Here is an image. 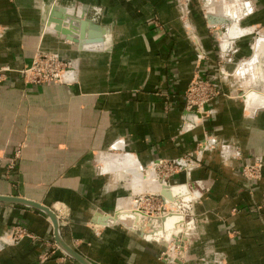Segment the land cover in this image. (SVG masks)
I'll list each match as a JSON object with an SVG mask.
<instances>
[{
	"label": "crops",
	"instance_id": "0c3cea01",
	"mask_svg": "<svg viewBox=\"0 0 264 264\" xmlns=\"http://www.w3.org/2000/svg\"><path fill=\"white\" fill-rule=\"evenodd\" d=\"M183 1L0 0V196L65 214L61 239L91 264H173L161 226L107 219L144 187L142 167L186 155L199 164L151 184L183 213L175 264H264V168L258 180L242 174L264 158V90L244 94L264 86V42L250 46V30L264 31V0H188L190 29ZM38 50L68 63L64 83L24 81ZM195 78L222 91L203 121L185 108ZM122 155L139 167H119ZM19 227L29 236L8 238ZM0 264L79 263L49 216L0 203Z\"/></svg>",
	"mask_w": 264,
	"mask_h": 264
},
{
	"label": "built area",
	"instance_id": "2783aa9c",
	"mask_svg": "<svg viewBox=\"0 0 264 264\" xmlns=\"http://www.w3.org/2000/svg\"><path fill=\"white\" fill-rule=\"evenodd\" d=\"M68 67L69 66L61 60L59 55L55 53H45L42 50H38L32 63L22 70L21 74L26 83H31L34 85L62 83V77L65 73H67ZM5 72L6 71H4V69H0V77L3 78ZM221 94L222 91L216 84L208 80L195 78L190 83L186 91V111L196 112L203 121L210 115L208 105ZM207 147L208 141H204L200 145L199 149L201 152H203ZM199 162L200 160L194 159L193 155H186L179 161L158 160L153 164V168L158 182L161 184H169V181L176 174L183 170H188L195 167L197 164H199ZM151 168L145 169L142 167V174H147ZM263 168L264 158L259 157L256 159V161H254V163L243 167L242 173L243 176L249 181L258 180L262 177ZM159 197H161V200L158 201ZM130 203L133 205V207L130 209V211L128 210V212H132L134 214L139 213L143 216L144 222H147L148 218L160 219L170 213L178 211L177 207V210L173 211L174 207H169L166 201L162 200V194L159 192L152 193L142 190L136 193V196L133 195L131 197ZM57 216L61 219L65 218V214L63 213H58ZM21 231L17 230V233L19 234ZM14 241H18V239H15Z\"/></svg>",
	"mask_w": 264,
	"mask_h": 264
},
{
	"label": "rangeland",
	"instance_id": "374dc122",
	"mask_svg": "<svg viewBox=\"0 0 264 264\" xmlns=\"http://www.w3.org/2000/svg\"><path fill=\"white\" fill-rule=\"evenodd\" d=\"M238 3L240 2V0H236ZM245 1V3L246 2H250V1H254V0H244ZM199 2H200V5H201V7H202V5L203 4H205V2H206V0H199ZM182 4H183V12H182V14H181V16H180V19H181V21L184 23V25H185V27L186 28H189L190 29V22H188V20H189V14L191 13V7H190V3H188V0H184L183 2H182ZM205 12V11H204ZM250 32H252V39L250 40V46H252V47H257L256 48V50H258V46L260 45V43H263L264 42V31L262 30V29H258V30H256V29H253V30H250ZM219 41H221L220 39H218ZM45 53H46V51H44ZM47 53H55V54H57V55H59L60 56V58H61V60L64 62V63H66L67 65H68V63L66 62V61H64L63 60V58L61 57V55L59 54V53H57V52H47ZM36 54V53H35ZM35 56V55H34ZM33 59H34V57H33ZM260 62L263 64V67H262V72L264 73V49H263V56H262V58L260 59ZM2 76H3V74H2ZM0 78H2V77H0ZM262 86V85H261ZM263 88V89H262ZM263 90H264V86H262V87H258V89H252V88H247V90L245 91V93L244 94H246L248 91H251L252 93H254V92H256V93H254L255 94V96H256V98L258 97V93L260 94L261 92H263ZM254 91V92H253ZM261 94H263L264 95V93H261ZM263 102H261V104H262ZM264 104V103H263ZM149 168H151V167H149ZM147 171V170H146ZM151 171V170H150ZM149 171V172H150ZM157 172H159V171H157ZM243 174V173H242ZM143 185V184H142ZM140 191H142V190H146L147 192L149 191V192H152V193H157L155 190H152V187H151V185H150V183H148V184H146V185H144V187H141L140 189H139ZM139 190H136L135 192H133V194L131 193V196L129 197V200H130V202H131V197L133 196V195H135L136 196V193H138V192H140ZM159 200H161V197H159L158 198V201ZM157 205V204H156ZM133 206H132V204L130 203L129 204V206L128 207H126V209H120L119 210V213H117L116 215H119L120 213L121 214H126V215H134V213L132 214V212L131 213H129L128 212V210L130 211V209L132 208ZM169 207H171V206H169ZM130 208V209H129ZM157 208V207H156ZM177 210V208L174 206V209H173V211H176ZM128 213V214H127ZM116 215H114V216H116ZM153 220L155 223L156 222H160V220H161V218L159 219V218H150L149 220ZM186 220H187V222H191V219L189 218H186ZM134 220L132 219V217H130V218H126V219H124V220H121V222L120 223H125V225H127V226H131V223L133 222ZM143 224L144 225H148V221L147 222H143ZM155 229H156V227H154ZM20 229V230H19ZM148 228H146V230H147ZM159 229V231L158 232H160L161 233V240H162V242H166V244H167V248H166V250H165V255H163L162 257L164 258V259H166V260H168L169 262H171V263H173V264H175L176 262H178V260H182L181 259V255H182V249H181V244H179V245H176L175 244V240L174 239H172V240H170V237H169V232L171 231L170 229L171 228H168V229H164V230H161L160 228H158ZM17 230L18 231H21L19 234L17 233ZM164 232V233H163ZM27 236H29V233L25 230V229H23V228H13L12 229V231H11V233L9 234V236H8V238H10L11 240H12V238L15 240V239H18V241H20L21 239H23V238H25V237H27ZM173 237H174V235H173ZM172 237V238H173ZM9 239V240H10ZM170 240V241H169ZM167 241H169V242H167ZM180 248V249H179ZM50 255H52L53 254V252L51 251V253H49ZM50 255H45V257H41V263H44L45 261H47L48 259H50ZM47 256V257H46Z\"/></svg>",
	"mask_w": 264,
	"mask_h": 264
},
{
	"label": "bare ground",
	"instance_id": "6f19581e",
	"mask_svg": "<svg viewBox=\"0 0 264 264\" xmlns=\"http://www.w3.org/2000/svg\"><path fill=\"white\" fill-rule=\"evenodd\" d=\"M226 0H223V2H225ZM229 1H231V0H228V2ZM233 1H235V0H232L231 1V3L233 2ZM240 1H244V0H240ZM235 4V3H234ZM235 6V5H234ZM68 33V36L69 37H71V36H74V35H72L71 34V32H67ZM65 75H66V73L63 75V77H62V83H64V78H65ZM246 96H247V99L249 98L250 100L249 101H251V99H256V96H255V94L254 93H252L251 91H248L247 93H246ZM201 119V118H200ZM119 160H121V162L119 161ZM119 160L118 159H116V164L119 166V167H123V165L121 164V163H123L124 164V166L127 168V167H135L136 166V168H138L139 167V163L138 162H136V159L134 160V158L133 157H130V156H128V155H122V156H120L119 157ZM152 168H151V171L149 172H147V174H142L144 177H145V179H144V183H143V185H145V184H148V183H150V185L152 184V183H157L158 182V180H157V178H156V174H155V172H154V166L152 165L151 166ZM137 172V171H136ZM138 177L137 176H135V179H134V182H135V184H136V187H137V183H140V182H142L143 181V179H141V181L140 180H138L137 179ZM155 178H156V181H155ZM160 185H162V186H167V185H165V184H161L160 182H158ZM167 184V183H166ZM161 189L162 188H160V191H161ZM156 191V190H155ZM157 192V191H156ZM160 193V192H159ZM172 204L176 207L177 206V203H176V201H172ZM133 206V205H132ZM170 206V205H169ZM171 207H173V206H171ZM130 209V208H129ZM128 214V213H127ZM133 214V213H132ZM58 217V216H57ZM106 217V216H105ZM127 217H132L135 221H137V222H139L141 219H143V216L142 215H140L139 213H135L134 214V216L133 215H126L125 213L124 214H119V215H116L115 217H110V218H108L107 219V223H110V224H112V223H116V222H120L121 220H124V219H126ZM148 221H149V223H151V224H153V226L154 227H160L161 229H166V228H171V227H174V226H176V224L177 223H179L180 221H182L183 220V213H180V212H173V213H170V214H168V215H166V216H164V217H162V220L160 221V222H154L152 219L151 220H149V218L147 219ZM136 224V228H140L141 226H139L138 225V223H135ZM142 228V227H141ZM176 228H182V230H178L177 232H175V234H172V232H170V238H172L173 237V235H176V236H180V243L183 241L184 242V240H182V234H183V232H184V227H182V226H176ZM176 228H172V230H176ZM14 241V240H13Z\"/></svg>",
	"mask_w": 264,
	"mask_h": 264
},
{
	"label": "water",
	"instance_id": "95a60500",
	"mask_svg": "<svg viewBox=\"0 0 264 264\" xmlns=\"http://www.w3.org/2000/svg\"><path fill=\"white\" fill-rule=\"evenodd\" d=\"M58 30H60L58 28ZM162 195H165V192H162ZM0 203H11V204H19V205H24L27 207H31L34 209H37L39 211H42L45 213L47 216L50 217L54 229H55V238L57 245L64 251V253L70 257L71 259L75 260L79 264H91L89 261H87L85 258H83L81 255H79L75 250H73L71 247H69L62 239L60 236V224H59V219L57 217V214L50 208L45 207L37 202L30 201L27 199H22L19 197H5V196H0ZM175 240V244L179 245L180 244V236L174 235L172 238ZM166 244V242H164Z\"/></svg>",
	"mask_w": 264,
	"mask_h": 264
}]
</instances>
